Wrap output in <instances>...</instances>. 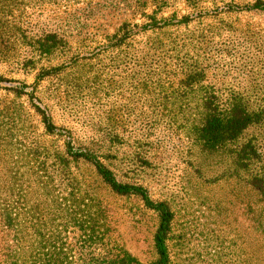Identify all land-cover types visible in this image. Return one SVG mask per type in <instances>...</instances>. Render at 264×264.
<instances>
[{
    "label": "rangeland",
    "instance_id": "obj_1",
    "mask_svg": "<svg viewBox=\"0 0 264 264\" xmlns=\"http://www.w3.org/2000/svg\"><path fill=\"white\" fill-rule=\"evenodd\" d=\"M22 2L29 4L26 18L29 36L58 26L70 35L83 54H88L97 44L104 29L110 32L123 18L124 15L110 10L108 5L113 2L120 8L126 7L123 0H73L38 12L31 6L33 0H0V75L6 79L0 83V122L3 123L0 175L6 173L9 178L8 170L15 169L22 175L18 176L22 179H17L15 187L0 183V201L27 208L38 205L47 211L46 220H52L48 225L52 236L63 243L71 260L67 264H81V258L90 253L99 259L110 256L109 250L115 252L117 248L132 258L130 264H149L156 258L153 236L158 225L157 214L139 198L117 196L99 185L91 165L57 158L66 131L56 132L62 135L45 133L33 107L35 101L26 95L14 97L8 89L32 85L36 72L22 68L21 64L22 57L30 53L19 38ZM175 6L182 10V1L175 0ZM230 20L244 31L237 34L243 44L237 52H232L239 61L229 64L227 58L223 62L228 67L209 69V80L225 86L264 82V45H260L264 36L257 32L258 28L264 29V13H241ZM101 59L88 60L90 63L85 67L68 69L54 83L41 81L39 97L55 115V123L68 127L84 145L92 134L94 141L105 140L108 132L115 135L111 150L117 159L125 156L134 163L125 174L116 159L109 161L113 162L111 166L118 179L146 187L152 199L165 201L173 213L167 237L169 264H264V242L248 228L241 184L228 174L224 150L211 152L192 142V124L186 120L193 114L173 107L169 114L173 118L169 120L164 96L174 98L177 92L160 90V84L148 92L144 84L134 82L132 72L136 69L131 63H110L106 56ZM27 161L36 162L42 169L40 174H46L42 177L45 187L30 171L24 172L23 164ZM69 171L86 181L93 197L101 200L98 210L89 208L94 215L102 210L99 215L102 226H97L100 242L92 243L88 252L78 226L66 222L68 217L63 208L68 202ZM83 194L76 199L80 209L81 203L87 202ZM55 207L58 211L50 216V210Z\"/></svg>",
    "mask_w": 264,
    "mask_h": 264
},
{
    "label": "trees",
    "instance_id": "obj_2",
    "mask_svg": "<svg viewBox=\"0 0 264 264\" xmlns=\"http://www.w3.org/2000/svg\"><path fill=\"white\" fill-rule=\"evenodd\" d=\"M70 1L73 0H33L31 6L40 12L47 7L58 8L63 2ZM123 1L127 8L124 5L120 8L113 2L108 5L110 10L124 16L110 32L103 28L97 44L88 54L81 53L76 42L58 26L29 36L26 28L29 4L22 2L19 38L23 45L29 47L30 53L22 57L21 64L22 68L34 69L36 72L32 85L9 87L11 95H26L35 101L33 107L45 133L55 134L61 129L66 131L61 152L58 150L55 155L57 158L91 165L99 185L117 196L137 197L146 208L157 214L158 225L153 236L156 258L149 264H169L167 237L173 213L165 201L152 199L146 187L118 179L111 166L113 162L109 161L116 159L118 165L125 169V174L131 171L134 163L133 159L125 156L117 159L111 150L116 141L115 135L108 132L105 140L94 141L95 134H92L84 145L68 127L55 123V115L39 97L42 92L38 87L42 80L53 83L55 79L59 81L69 70L88 65V60H103L101 58L106 56L110 63H131L136 69L132 72L134 82L144 84L148 92L154 91L160 84V90L164 88L163 91L178 93L174 98L164 96L165 106L168 107L166 115L169 120L173 118L169 115L173 107L179 112L184 110L193 114L190 120H186L192 124V142L211 152L224 150L229 163L228 174L241 184L248 228L254 230L264 242V82L225 86L211 82L208 75L209 69L219 70L224 65L228 67L224 63L228 61L227 58L229 64L239 61L232 52H237L236 49L243 44L237 34L244 31L230 20L231 16L241 13L262 14L264 0H181L182 10L175 6V0ZM170 7L173 8L167 10ZM261 29L258 28L257 32L259 36H264V29L260 32ZM260 45H264V40ZM2 81L6 79L0 75V83ZM50 92H54V89ZM2 124L0 122V129ZM23 165L26 166L24 172L29 174L30 171V175L41 179V185L45 187L42 177L46 174H40L42 169L38 164L27 161ZM8 172L9 178L6 173L0 175V183H11L15 187L22 175L17 174L19 169ZM67 175L68 202L63 208L68 217L66 222L73 227L78 226L85 250L90 251L92 243L96 244L101 239L96 234L97 226H102L99 217L102 210L94 215L89 208L91 206L98 210L101 200L93 197L86 181L76 178L71 171ZM83 192L87 202L81 203L83 208L80 209L76 199ZM92 202L95 205H91ZM57 211L56 207L50 210V216ZM45 214L47 211L41 210L38 205L27 208L0 201V264L71 262L63 243L53 238L48 226L52 220L50 218L47 221ZM108 253L110 256L100 259L92 253L85 255L81 258V264H130L132 261L120 248L115 252L109 250Z\"/></svg>",
    "mask_w": 264,
    "mask_h": 264
}]
</instances>
